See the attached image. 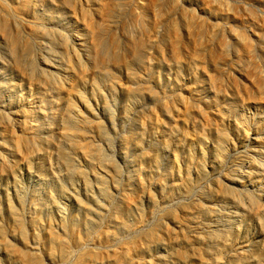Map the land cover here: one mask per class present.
I'll return each instance as SVG.
<instances>
[{
  "label": "rangeland",
  "instance_id": "rangeland-1",
  "mask_svg": "<svg viewBox=\"0 0 264 264\" xmlns=\"http://www.w3.org/2000/svg\"><path fill=\"white\" fill-rule=\"evenodd\" d=\"M35 261L264 264V0H0V264Z\"/></svg>",
  "mask_w": 264,
  "mask_h": 264
},
{
  "label": "bare ground",
  "instance_id": "bare-ground-1",
  "mask_svg": "<svg viewBox=\"0 0 264 264\" xmlns=\"http://www.w3.org/2000/svg\"><path fill=\"white\" fill-rule=\"evenodd\" d=\"M4 32L7 33V25L5 24V27L3 28ZM13 47H15V42ZM15 49V48H14ZM33 264H41L40 262L35 261Z\"/></svg>",
  "mask_w": 264,
  "mask_h": 264
}]
</instances>
